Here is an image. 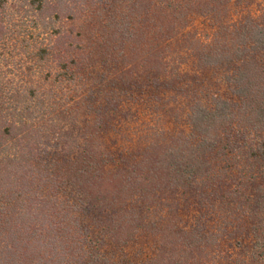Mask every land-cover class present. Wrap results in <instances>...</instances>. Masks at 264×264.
<instances>
[{"label": "trees", "instance_id": "1", "mask_svg": "<svg viewBox=\"0 0 264 264\" xmlns=\"http://www.w3.org/2000/svg\"><path fill=\"white\" fill-rule=\"evenodd\" d=\"M146 235L264 264V0H0V264Z\"/></svg>", "mask_w": 264, "mask_h": 264}, {"label": "rangeland", "instance_id": "2", "mask_svg": "<svg viewBox=\"0 0 264 264\" xmlns=\"http://www.w3.org/2000/svg\"><path fill=\"white\" fill-rule=\"evenodd\" d=\"M29 65H26V69H28ZM159 116H154L147 120V124H144L142 120H139L135 123L136 129L138 126V133L137 136L136 131L134 129L131 130V133L136 137L137 144L140 143V139L144 142V146L147 144V135L149 134V127L155 126L156 122H158ZM142 129V131H141ZM156 246V240L150 235H146L143 237H139L135 240H131L128 243H109L107 246V252L112 254L114 257L117 258L122 264H136L139 262L144 261L147 257H150L154 254Z\"/></svg>", "mask_w": 264, "mask_h": 264}]
</instances>
